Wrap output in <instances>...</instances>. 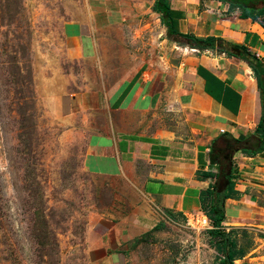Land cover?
I'll return each mask as SVG.
<instances>
[{"label": "crops", "instance_id": "obj_1", "mask_svg": "<svg viewBox=\"0 0 264 264\" xmlns=\"http://www.w3.org/2000/svg\"><path fill=\"white\" fill-rule=\"evenodd\" d=\"M155 2L108 0L68 25L77 51L86 52L88 42L98 46L100 33L114 26H130L147 39L138 45L134 70L114 90L99 87L60 97L61 112L69 119L104 115L90 134L84 163L113 183L114 200L90 225L91 264H128L132 247L147 242L138 240L148 233V241H186L191 235L185 226L169 227L163 211L182 221L185 215L204 212L200 192L211 179L202 172L211 167L213 143L227 135L245 139L262 113L258 82L249 64L170 36L154 10ZM170 9L171 24L179 34L221 37L244 45L264 62L260 22L228 13L229 5L218 0H170ZM136 17L140 20L133 27ZM234 166L238 193L225 201L223 226L237 240L245 233L264 235V152L239 151ZM192 243L187 259L175 258L170 264H219L224 257L207 232L197 231ZM249 254L235 264H247Z\"/></svg>", "mask_w": 264, "mask_h": 264}, {"label": "rangeland", "instance_id": "obj_2", "mask_svg": "<svg viewBox=\"0 0 264 264\" xmlns=\"http://www.w3.org/2000/svg\"><path fill=\"white\" fill-rule=\"evenodd\" d=\"M106 1L0 0V264H91L90 225L114 200L113 183L84 163L104 115L69 119L60 97L114 90L134 70L138 45L147 42L135 28L114 26L100 33L98 46L88 42L86 52L77 51L69 23ZM182 228L191 235L184 242H136L128 264L187 259L198 230ZM261 239L257 232L236 239L238 252L250 253L247 264H264Z\"/></svg>", "mask_w": 264, "mask_h": 264}, {"label": "trees", "instance_id": "obj_3", "mask_svg": "<svg viewBox=\"0 0 264 264\" xmlns=\"http://www.w3.org/2000/svg\"><path fill=\"white\" fill-rule=\"evenodd\" d=\"M218 1L229 5L228 13L237 12L238 17L251 18L264 26V0ZM154 10L160 14L170 36H181L200 50H216L246 61L258 82L262 113L255 131L242 140L228 135L216 140L210 150L211 167L202 172L203 176L211 179L209 187L200 192L202 210L212 223V228L208 229L207 233L211 242H216L223 251L224 257L220 259L219 264H235V260L244 253L238 252L237 240L233 237V231H226L223 226L226 220L225 201L238 193L235 188L237 168L234 166V155L239 151L247 155L264 152V62L257 54L248 51L244 45L227 41L221 37L179 34L171 24L170 0H156ZM171 215L174 216V214ZM148 238L149 233L138 241H148Z\"/></svg>", "mask_w": 264, "mask_h": 264}, {"label": "built area", "instance_id": "obj_4", "mask_svg": "<svg viewBox=\"0 0 264 264\" xmlns=\"http://www.w3.org/2000/svg\"><path fill=\"white\" fill-rule=\"evenodd\" d=\"M221 132H225V130L221 129ZM162 215L163 220L168 224H174L176 226H189L198 231H207L212 228L211 220L205 212L185 215L183 221L164 211ZM262 233H264V228H262ZM261 240L264 242V239Z\"/></svg>", "mask_w": 264, "mask_h": 264}]
</instances>
